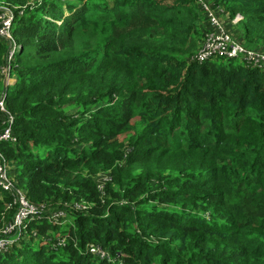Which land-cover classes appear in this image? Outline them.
Listing matches in <instances>:
<instances>
[{"label": "trees", "instance_id": "16d2710c", "mask_svg": "<svg viewBox=\"0 0 264 264\" xmlns=\"http://www.w3.org/2000/svg\"><path fill=\"white\" fill-rule=\"evenodd\" d=\"M0 3L18 45L5 83L0 38L16 137L0 151L47 208L0 264H264V68L194 61L209 29L199 0ZM208 3L264 51V0ZM10 201L0 189V230Z\"/></svg>", "mask_w": 264, "mask_h": 264}, {"label": "built area", "instance_id": "2783aa9c", "mask_svg": "<svg viewBox=\"0 0 264 264\" xmlns=\"http://www.w3.org/2000/svg\"><path fill=\"white\" fill-rule=\"evenodd\" d=\"M202 9L204 10L209 22V29L204 34L203 40L195 53L194 61L204 62L213 58H240L246 64H251L258 68H264V51L260 49L247 48L236 39L228 30L226 24L219 18V11L213 8L208 0H199ZM243 16L237 13L232 18V23H237L242 20ZM13 20L12 7L0 3V38H2L7 46V53L4 66L2 67V74L4 75V82L10 80V60L18 49V45L11 34V24ZM5 93L2 92V97ZM0 112L3 115L4 129L0 132V140L14 142L16 137L12 133L11 123L13 120L12 115L6 110L2 101H0ZM100 173L96 178L101 179L97 181L98 188L102 189L104 182L108 178V173ZM0 189L11 196V201L7 205L8 208L13 209V214L9 222L0 230V254L5 251L8 246L18 236L25 232L27 222L37 213L45 211L46 205L42 202H33L25 194V191L20 188L14 177L9 172V166L4 154L0 151ZM77 208L85 209V204L76 205ZM65 215L63 210H59L55 217H62ZM58 246L64 245V240L58 241ZM87 251L100 258L106 257V254L93 245L88 246Z\"/></svg>", "mask_w": 264, "mask_h": 264}, {"label": "rangeland", "instance_id": "374dc122", "mask_svg": "<svg viewBox=\"0 0 264 264\" xmlns=\"http://www.w3.org/2000/svg\"><path fill=\"white\" fill-rule=\"evenodd\" d=\"M219 15H221V14L219 13ZM219 18L222 19V20L224 21V23L226 24V26H228V25H227V24H228V18L223 17V16H219ZM228 30L230 31L231 34H233L234 37H235V36L237 37V35H235L234 32H232V29H229V27H228ZM236 37H235V38H236ZM236 39H238V37H237ZM102 174H103V173H100V176H101V177H103ZM96 180H97V181H101V179H98V178H96ZM67 222H68V221H65V223H67Z\"/></svg>", "mask_w": 264, "mask_h": 264}]
</instances>
